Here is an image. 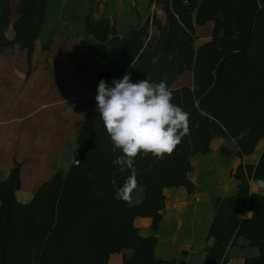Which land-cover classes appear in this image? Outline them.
Listing matches in <instances>:
<instances>
[{"label":"trees","instance_id":"obj_1","mask_svg":"<svg viewBox=\"0 0 264 264\" xmlns=\"http://www.w3.org/2000/svg\"><path fill=\"white\" fill-rule=\"evenodd\" d=\"M10 1L0 0V53L18 44L29 57L59 2L18 0L13 37L8 38ZM150 3L164 11V22L153 14L119 35L112 20L98 15L97 1L90 0L82 29L90 37L92 52L84 70L96 61L98 79L105 82L125 74L133 83L146 78L159 83L166 78L175 89L173 103L190 113L189 134L171 156L136 158L143 195L130 204L110 182L115 179L122 185L129 175L112 163L122 153L111 152L110 137L96 108L85 112L75 133L78 164L56 170L28 202L16 197L20 163L0 181V264H110L113 253L122 254V264H174L156 257L157 238L142 235L134 219L150 217L151 229L157 230L166 205L163 189L183 186L193 193L191 158L208 152L216 138L234 141L240 161L231 176L238 184L232 195L212 201L215 216L207 234L211 243L205 248V264H227L228 249L242 246L240 237L258 249L243 263L264 264V194L249 186L251 180L264 179V150L256 163L241 162L264 137V0ZM210 22L211 37L196 46L195 27ZM98 46L100 52L94 49ZM185 70L192 73V85L173 87ZM243 209L249 212L245 218L239 216Z\"/></svg>","mask_w":264,"mask_h":264},{"label":"crops","instance_id":"obj_2","mask_svg":"<svg viewBox=\"0 0 264 264\" xmlns=\"http://www.w3.org/2000/svg\"><path fill=\"white\" fill-rule=\"evenodd\" d=\"M17 1H10L11 9L16 6ZM96 1L98 15L112 20L119 35L143 24L153 14L161 22L165 20L164 11L159 5L150 3V0ZM58 2L62 6L70 4V0H58ZM13 20L12 17L6 31L8 38L13 37V31L11 32ZM208 24L212 25L211 22ZM51 35L48 48H42V44L47 40L41 44L36 42L29 57L26 49L18 44L0 53V181L6 177L15 163H20L21 185L16 191L17 199L21 188L29 185L30 193L33 194L35 189L56 171L54 169L56 158L65 150L71 134L76 133L85 112L92 109V107L86 108L96 103L94 94L97 93L98 84L101 81L98 79V63L93 61L89 65L90 68L91 65L96 64L92 66L89 74L92 82L88 85L81 83L79 75L88 72L89 68L86 71L83 65L90 62L91 51L88 61H85L86 56H84L85 59L81 62L61 60L58 66L54 60L71 51L78 52L80 58L83 54L86 55L89 47L84 39L86 38L90 43V37L84 36L83 29L81 35L71 32L66 34L61 31L51 32L49 36ZM98 47L102 48V46ZM40 57H49L43 63L48 62L57 66L55 73L60 72L62 79L68 76L67 68L71 67L73 72L70 77L74 80L69 78V81H63L60 86L54 85L52 78L40 70L42 64ZM52 65L51 68L55 69ZM112 82L106 83L111 86ZM183 85H192L191 71L185 70L172 86ZM71 106H76V112L73 116L65 115V111ZM214 140L210 144L209 151H213L214 147H216L215 151L218 150L219 141ZM56 142L58 144L55 146ZM259 142L251 154L241 158L242 164L257 162L258 153L254 161L248 158H253ZM209 151L206 153L208 154ZM224 153V150L210 152L213 155L209 156L204 163L201 162L198 153L195 154L191 158L194 173L198 175L202 170L204 174L215 173ZM239 161L235 163L233 169ZM192 172L189 173V178L195 184L193 193H188L183 186L163 189L166 205L161 211L162 219L157 230L151 229L150 217L134 219V225L139 228L142 235H153L157 238L156 257L163 261L173 260L174 264H205V248L211 243V239H207V234L215 216L212 201L216 197L232 195L236 192L238 184V181L233 178L236 186L230 193L210 196L209 194L213 192L210 188L215 186L216 180L213 177L204 183L193 180L190 176ZM251 181L250 190L264 194V189H257L256 181ZM142 195L139 191L134 195V200L131 202L129 198L128 202L137 203ZM248 215L249 212L246 209L239 214L241 218ZM238 243L242 246L228 249L227 264H244L245 257L258 254L257 248L247 246L246 239L240 237ZM109 263L122 264V254H111Z\"/></svg>","mask_w":264,"mask_h":264},{"label":"clouds","instance_id":"obj_3","mask_svg":"<svg viewBox=\"0 0 264 264\" xmlns=\"http://www.w3.org/2000/svg\"><path fill=\"white\" fill-rule=\"evenodd\" d=\"M174 91L166 78L133 83L130 74L113 80L112 86L103 79L98 84L96 110L110 137L111 152L122 153L112 163L119 172L129 173L122 185L110 181L123 200L138 186L136 158L171 156L190 132V113L173 103ZM256 187L264 189V179L257 180Z\"/></svg>","mask_w":264,"mask_h":264},{"label":"rangeland","instance_id":"obj_4","mask_svg":"<svg viewBox=\"0 0 264 264\" xmlns=\"http://www.w3.org/2000/svg\"><path fill=\"white\" fill-rule=\"evenodd\" d=\"M57 7L54 13L46 21L43 32L40 38L36 41L37 43L40 42L41 44L42 42L47 40L51 32L61 31V32H65L66 34L68 32L77 33V34L79 33V35L82 34V19H83L84 14L87 12V10L90 7V0H70V4H66L65 6H62V4H60ZM10 8H11V5H10ZM12 17L13 18L16 17L15 7L12 9ZM211 32H212V25L208 23H206L202 27L196 26L195 27V34H196L195 45L196 46L201 45L202 43L206 42L211 37ZM84 41L89 47L87 49L86 55L83 54V57L80 58V55L78 54V52L71 51L69 52V54L62 55L59 58L56 57L54 60H56L55 62H57V65L59 66V63L61 60H72L75 62H81L82 60L85 59L84 56H86L85 61H88L90 57V51L92 52V48L89 46L90 43L86 38L84 39ZM94 49L95 51H98V52L102 50L101 47H96ZM48 58L40 57V63L42 62L40 70H42L43 73L47 74L48 77L52 78L54 85L60 86L63 81L67 82L69 80H74V79H71L70 77L72 76V72H73L71 67L67 68L68 76L66 75V78L62 79L60 72H58L57 74L55 73L57 71L56 70L57 66H54L51 63L48 64V62L47 64L43 63V61H47ZM51 65L55 69H52ZM95 65H96L95 63L91 65L86 74L79 75L81 77L82 85H85V84L88 85L90 84V82H92L91 79L89 78V74L91 72L92 66H95ZM96 95L97 93L94 94V96ZM96 106H97L96 103H94L93 105L88 106L86 109L91 108V107L96 108ZM75 112H76V106H71L69 110L65 111V115L73 116ZM216 139H218L217 141H219V143L217 144L218 150H221V151L224 150L225 153L223 154V158H220L221 160L218 162L219 163L218 168L217 170H215V173L211 172L210 174H204V171L202 170L203 172L201 171V173L197 175L194 173V170H193V172L190 174L193 180H200L201 182L203 181V183L206 181H209L211 177H213L216 180L215 186L212 187L213 189L210 188V190L213 191L211 194H209L210 196H215L218 194H228L233 190L236 184L233 181V177L231 176V171L235 163L239 160L238 157L236 156V148L234 146L233 140H228V139L220 140V138H216ZM216 139L214 141H216ZM57 144L58 142H56L55 146ZM215 148L216 147L213 148L214 149L213 151L212 150L209 151L208 154L207 153L197 154L199 155L202 163H204L208 159L209 156L213 155V154H210V152H218V150L215 151ZM263 150H264V139H262L259 142L257 146V150L253 154V158H248V159L249 160L251 159L254 161L256 153H258L260 156ZM77 153H78V146L75 143V133L74 134L72 133L68 140L65 150L60 154V156L56 158L54 169L55 170H66V168L74 161L75 157L77 156ZM251 182L249 183L250 188L252 186ZM28 186L29 185H26L23 188H21L20 192L18 193V201L23 202L22 200H25L24 202H28L31 199L32 193H30V189ZM139 191H141V193L143 194L142 186H137L135 190L131 193L130 195L131 202L134 200L133 199L134 195Z\"/></svg>","mask_w":264,"mask_h":264},{"label":"water","instance_id":"obj_5","mask_svg":"<svg viewBox=\"0 0 264 264\" xmlns=\"http://www.w3.org/2000/svg\"><path fill=\"white\" fill-rule=\"evenodd\" d=\"M80 162V155H77L73 161V164H78Z\"/></svg>","mask_w":264,"mask_h":264}]
</instances>
